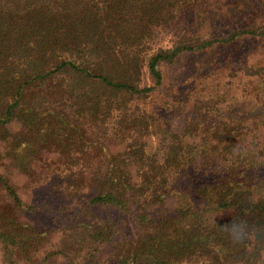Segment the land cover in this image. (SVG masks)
Instances as JSON below:
<instances>
[{
    "label": "trees",
    "instance_id": "obj_1",
    "mask_svg": "<svg viewBox=\"0 0 264 264\" xmlns=\"http://www.w3.org/2000/svg\"><path fill=\"white\" fill-rule=\"evenodd\" d=\"M229 1L222 17L218 0H0V264H264V51L208 82L177 128L192 84L158 91L181 55L264 41V9ZM4 166L46 180L70 223L35 227L49 203Z\"/></svg>",
    "mask_w": 264,
    "mask_h": 264
},
{
    "label": "rangeland",
    "instance_id": "obj_2",
    "mask_svg": "<svg viewBox=\"0 0 264 264\" xmlns=\"http://www.w3.org/2000/svg\"><path fill=\"white\" fill-rule=\"evenodd\" d=\"M255 5L264 9V0H252ZM251 2V3H252ZM229 0H218L217 9L218 13L224 17V13L233 12L234 10L230 6ZM190 17L187 14L188 18ZM219 25L220 31L230 30V26L225 24L223 19L219 20L216 27ZM264 49V41L262 40H251L244 43V45L234 44L229 46H222L212 52H197L187 53L178 57L174 64L167 65L164 67V85L158 88L160 98L170 97L178 92L184 97L187 89H185L188 83L192 84L193 92L188 96V102L184 106L183 111H169L171 114L169 124L171 127L182 125L184 117L188 113V109L193 102L207 98V83L211 85V80L220 79L228 71L234 73L235 71H243L245 63L250 64L251 62L257 61V56L262 53ZM263 64V61L262 63ZM207 71H210L207 73ZM207 74H210L212 78L207 80ZM144 80L150 81L149 76H145ZM240 96L238 92L234 93V98ZM185 111V112H184ZM159 141V136L152 138L150 142L152 146H156ZM50 158H53L49 155ZM5 174H9L12 181L16 184L19 195L27 202L40 203L47 201L49 207L37 213L31 214L30 218L34 221L35 227L52 226V227H63L70 223L63 214L57 213L54 207L61 203L59 198L54 194L51 187L47 188L41 184L44 183L43 179L37 180L40 183L34 182L27 179L22 174L16 173L8 167L2 168ZM81 202L83 200H80ZM70 211L78 209V205L70 203L68 206ZM96 217L110 218L118 222L120 227L119 233L126 236L132 230L134 231V223L131 217L124 212L117 210L114 207H96L94 211ZM59 236V234H58Z\"/></svg>",
    "mask_w": 264,
    "mask_h": 264
},
{
    "label": "clouds",
    "instance_id": "obj_3",
    "mask_svg": "<svg viewBox=\"0 0 264 264\" xmlns=\"http://www.w3.org/2000/svg\"><path fill=\"white\" fill-rule=\"evenodd\" d=\"M246 235V226L243 223H234L228 230L229 239L234 243L241 242Z\"/></svg>",
    "mask_w": 264,
    "mask_h": 264
}]
</instances>
